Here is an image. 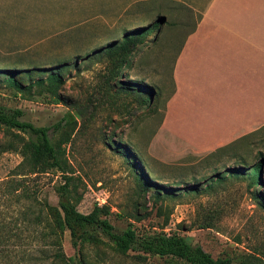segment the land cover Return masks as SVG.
I'll return each mask as SVG.
<instances>
[{
  "label": "rangeland",
  "instance_id": "374dc122",
  "mask_svg": "<svg viewBox=\"0 0 264 264\" xmlns=\"http://www.w3.org/2000/svg\"><path fill=\"white\" fill-rule=\"evenodd\" d=\"M157 19L162 25L149 27ZM186 19L183 5L170 0H0V106L21 110L23 120L37 127L74 117L77 125L60 166L75 180L77 212L104 205L118 232L130 227L137 233H176L212 258L264 257V128L208 154H194L159 131L172 90L176 25ZM139 27L145 42L117 77H105L120 81L113 87L104 82L106 60L96 52ZM51 72L58 73L61 84L45 79ZM10 75L21 84L19 90L6 82ZM137 84L152 90L153 101L147 89H138L143 102L138 105L134 92L123 88ZM18 149L16 140L0 131V220L6 233H20L27 243L7 248L8 254L26 249L34 259L50 257L55 247L48 239L26 240L36 234L20 223L3 187L21 161ZM259 161L256 182L247 174ZM233 169L237 176L231 175ZM24 180L37 209L57 207L59 174ZM52 220L48 211L36 233L56 232L64 256L74 257L75 264H184L158 256L140 261L134 251L120 254L99 233L73 248L68 233L53 229ZM44 259L35 264H59Z\"/></svg>",
  "mask_w": 264,
  "mask_h": 264
},
{
  "label": "crops",
  "instance_id": "0c3cea01",
  "mask_svg": "<svg viewBox=\"0 0 264 264\" xmlns=\"http://www.w3.org/2000/svg\"><path fill=\"white\" fill-rule=\"evenodd\" d=\"M170 2L190 19L176 25L159 131L212 153L264 125V0Z\"/></svg>",
  "mask_w": 264,
  "mask_h": 264
},
{
  "label": "trees",
  "instance_id": "16d2710c",
  "mask_svg": "<svg viewBox=\"0 0 264 264\" xmlns=\"http://www.w3.org/2000/svg\"><path fill=\"white\" fill-rule=\"evenodd\" d=\"M158 21L162 20L157 19L149 27H155ZM145 37L146 33L142 27L132 31L125 30L119 42L111 41L101 51L96 52L106 60L104 82L111 84L113 87L120 83L118 79L115 80L114 78L118 76L119 71L126 65L134 50L144 44ZM107 76L114 77V80L112 82L110 79L106 81L105 77ZM45 79L51 84H61L57 72L47 74ZM6 82L18 90L21 88V84L15 82L11 75L6 78ZM39 83L41 81H37V84ZM134 86L137 87V90L135 87H122L125 90L134 92V100L138 105H143L139 90L143 91L147 89L150 94V102L153 101L152 97L154 95L151 89L145 88L141 84ZM173 91L174 87L172 83V90L166 99L170 97ZM52 96L57 100V95L53 92ZM162 109H164V106ZM77 115L79 116V114ZM22 117L23 113L21 110L0 106V131L6 135H10L11 139L16 140L19 145L18 153L21 157L20 163L12 170L8 179L3 183V187L6 189V195H10L12 202L16 205L15 210L17 215L20 216V223L25 225V227H30L32 232L36 234L31 235L26 240L31 243L33 240L37 242L40 238L43 242L48 239L49 245L55 247L54 253L50 257L41 254L39 258H51L59 264L76 263L74 257L64 256L59 244V235L56 232L54 233L51 229L46 234L36 233L35 227L45 220V216L49 211L53 212L51 227L60 233L67 232L73 248L88 238L93 239L92 234L99 233L107 239L115 251L120 254L134 251L136 252L134 257L140 261H145L148 256H158L175 258L184 264H264V257L251 253L240 257L236 262H233L228 257L212 258L199 245L190 244L183 236L176 233H137L135 229L130 227H126L124 230L118 232L110 224L108 220L109 211L104 205L94 206L87 214L77 212L76 205L79 198L76 195L75 180L72 176L66 175L60 166V161L65 155L64 145L68 142L70 135L76 128V120L73 116L64 115L51 127H37L23 120ZM260 128H264V126ZM252 133L244 135L241 138H245ZM232 143L218 150H222ZM7 146L12 148L11 146L13 145L12 143H8ZM260 168L261 162L259 161L251 167L248 174L246 173L247 176H250L249 178L252 181L259 182ZM47 174H59L61 179V182L54 188L57 207L50 208L46 204H42L37 209L34 205V193L29 191V188L24 183V179ZM232 174L233 176H237V170L233 169L231 171ZM2 222L0 220V264H25L26 262L35 264L39 258L34 259V254L30 251L28 252L26 249L21 251L16 249V251H12L10 257L8 254L10 251L7 248L9 249L21 244L26 245L27 243H22L23 238L20 233H10V230L6 233L4 226L1 224ZM36 252L39 253V251Z\"/></svg>",
  "mask_w": 264,
  "mask_h": 264
},
{
  "label": "water",
  "instance_id": "95a60500",
  "mask_svg": "<svg viewBox=\"0 0 264 264\" xmlns=\"http://www.w3.org/2000/svg\"><path fill=\"white\" fill-rule=\"evenodd\" d=\"M162 22V21H161Z\"/></svg>",
  "mask_w": 264,
  "mask_h": 264
}]
</instances>
